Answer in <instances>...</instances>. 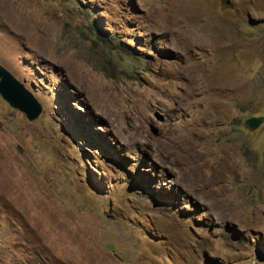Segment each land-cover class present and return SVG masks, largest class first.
I'll return each mask as SVG.
<instances>
[{"label":"rangeland","instance_id":"rangeland-1","mask_svg":"<svg viewBox=\"0 0 264 264\" xmlns=\"http://www.w3.org/2000/svg\"><path fill=\"white\" fill-rule=\"evenodd\" d=\"M0 64V264H264V0H0Z\"/></svg>","mask_w":264,"mask_h":264},{"label":"water","instance_id":"water-1","mask_svg":"<svg viewBox=\"0 0 264 264\" xmlns=\"http://www.w3.org/2000/svg\"><path fill=\"white\" fill-rule=\"evenodd\" d=\"M0 95L10 106L24 112L29 120H33L40 113V105L32 93L1 64ZM262 120V116H251L245 123L249 128L255 129Z\"/></svg>","mask_w":264,"mask_h":264}]
</instances>
